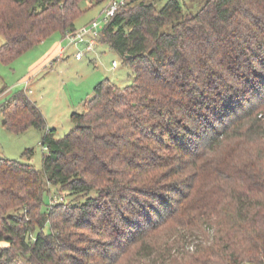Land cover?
<instances>
[{"label":"trees","instance_id":"trees-1","mask_svg":"<svg viewBox=\"0 0 264 264\" xmlns=\"http://www.w3.org/2000/svg\"><path fill=\"white\" fill-rule=\"evenodd\" d=\"M158 1L102 29L134 81L97 84L69 134L25 90L0 109L47 153L0 159V264H264V0ZM80 2L0 0V64L79 29Z\"/></svg>","mask_w":264,"mask_h":264},{"label":"rangeland","instance_id":"rangeland-1","mask_svg":"<svg viewBox=\"0 0 264 264\" xmlns=\"http://www.w3.org/2000/svg\"><path fill=\"white\" fill-rule=\"evenodd\" d=\"M81 0L79 7L83 12L76 21L81 27L98 18L107 6L108 0ZM171 0H160L158 9L163 8ZM190 14L196 15L209 0H177ZM5 40L0 36V47ZM54 43H61L65 49L63 59L52 66L36 73L28 83L23 80L29 77L32 67L41 60ZM75 47H68V42L61 34L28 51L10 65L0 64V84L7 87V92L0 97V109L15 94L27 91L30 100L42 111L48 129H55V138L61 139L73 129L70 116L74 112L84 111V103L93 98L94 89L100 82L109 79L115 86L124 88L134 81L133 71L122 64L119 56L107 44L100 43L96 54L87 55L77 61ZM117 62L118 70L113 68ZM42 143V132L30 128L27 132L17 135L7 130L0 116V159L19 161L30 164L42 172L43 158L47 153ZM26 151H32L25 156ZM52 203H69L71 197L53 190ZM3 245V244H2Z\"/></svg>","mask_w":264,"mask_h":264},{"label":"built area","instance_id":"built-area-1","mask_svg":"<svg viewBox=\"0 0 264 264\" xmlns=\"http://www.w3.org/2000/svg\"><path fill=\"white\" fill-rule=\"evenodd\" d=\"M126 1L127 0H108L107 6L102 10L98 18L74 32L65 35L64 39L68 42V45L75 47L77 50L75 54L77 61H82L87 55L94 53L99 44L102 29L113 17H115L116 13L125 5ZM117 67V62H114L113 68L116 70Z\"/></svg>","mask_w":264,"mask_h":264},{"label":"crops","instance_id":"crops-1","mask_svg":"<svg viewBox=\"0 0 264 264\" xmlns=\"http://www.w3.org/2000/svg\"><path fill=\"white\" fill-rule=\"evenodd\" d=\"M64 39V36H63ZM44 43V42H43ZM100 44V43H99ZM70 48L71 46L68 45ZM65 53V49L61 47V43H54L50 46V49L48 52L44 55V57L39 60L31 69V74L29 75L28 78H26L24 83H28L30 79L36 74L39 73L41 70L46 69L49 66H52L53 63L56 61H59L63 59ZM96 54V51L95 53ZM93 54V55H94ZM118 68V67H117ZM118 70V69H116ZM7 91H5L3 94H5Z\"/></svg>","mask_w":264,"mask_h":264}]
</instances>
